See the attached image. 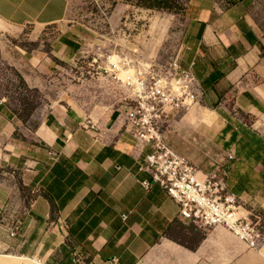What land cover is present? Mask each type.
<instances>
[{
	"label": "crops",
	"instance_id": "obj_1",
	"mask_svg": "<svg viewBox=\"0 0 264 264\" xmlns=\"http://www.w3.org/2000/svg\"><path fill=\"white\" fill-rule=\"evenodd\" d=\"M67 4L0 0V18L17 27L54 26L67 18ZM260 10L261 0L189 1L178 57L196 77L200 93L189 111L171 116L163 132L175 152L206 174L214 170L213 160L232 152L235 158L223 162L229 190L241 195L253 210V224L264 228ZM78 46L63 34L55 55L70 57ZM111 119L53 105L24 120L0 99V213L21 222L15 238L0 223V264L7 261L3 257L10 264H143L155 260L153 252L166 243L180 247V256L163 251L185 264H213L215 251L222 257L217 264H226V248L240 257L245 247L234 237L223 230L198 237L200 229L179 218L178 205L164 188L143 186L151 176L139 166L152 146L127 130L120 134L122 124ZM111 121L115 127H109ZM257 252L264 264V242Z\"/></svg>",
	"mask_w": 264,
	"mask_h": 264
},
{
	"label": "rangeland",
	"instance_id": "obj_2",
	"mask_svg": "<svg viewBox=\"0 0 264 264\" xmlns=\"http://www.w3.org/2000/svg\"><path fill=\"white\" fill-rule=\"evenodd\" d=\"M177 1L179 9L169 11L138 8L136 0H68L67 18L54 26L30 22L17 27L0 18V99L24 120L35 110L74 106L94 119L117 118L116 123L122 124L119 133H124L127 122L121 108L126 91L105 59L125 55L133 62L132 73L138 67L153 70L168 66L179 56L187 28L190 0ZM260 15L263 22L264 0ZM63 34L79 43V49L67 58H59L54 51ZM116 123L111 121L109 127ZM17 134L16 139H21ZM207 235L200 230L197 236ZM163 250L181 255L180 247L166 243L153 252L155 260L143 264H185ZM215 252L213 264L222 260ZM223 252L226 264H262L257 251L242 248L238 258L231 249ZM1 259L10 264L9 258Z\"/></svg>",
	"mask_w": 264,
	"mask_h": 264
},
{
	"label": "built area",
	"instance_id": "obj_3",
	"mask_svg": "<svg viewBox=\"0 0 264 264\" xmlns=\"http://www.w3.org/2000/svg\"><path fill=\"white\" fill-rule=\"evenodd\" d=\"M105 61L126 91L122 108L127 131L140 144H150L153 149L139 166L140 171L151 176V180L142 181L143 186L149 189L155 183L164 188L178 205L180 219L207 233L223 230L246 249L258 251L264 242V228L253 224V210L246 207L241 195L230 192L228 187V171L223 162L225 158L234 159L235 155L226 152L213 160L214 170L206 174L189 157L175 152L164 137L163 129L171 116L189 111L198 102L200 92L194 74L182 66L179 57L165 68L138 67L134 73L130 67L133 62L123 54L107 56ZM124 71L126 77L121 78ZM49 154L57 160L54 152ZM0 223L5 225L10 237L18 235L19 220L11 223L0 213Z\"/></svg>",
	"mask_w": 264,
	"mask_h": 264
},
{
	"label": "trees",
	"instance_id": "obj_4",
	"mask_svg": "<svg viewBox=\"0 0 264 264\" xmlns=\"http://www.w3.org/2000/svg\"><path fill=\"white\" fill-rule=\"evenodd\" d=\"M136 7L157 10H176L179 9L177 0H136Z\"/></svg>",
	"mask_w": 264,
	"mask_h": 264
},
{
	"label": "bare ground",
	"instance_id": "obj_5",
	"mask_svg": "<svg viewBox=\"0 0 264 264\" xmlns=\"http://www.w3.org/2000/svg\"><path fill=\"white\" fill-rule=\"evenodd\" d=\"M111 60H112V58H111ZM114 60H116V59H114ZM120 77H121V78H125V77H126V72H125V71L122 72V73L120 74ZM36 264H39V263L36 261Z\"/></svg>",
	"mask_w": 264,
	"mask_h": 264
}]
</instances>
